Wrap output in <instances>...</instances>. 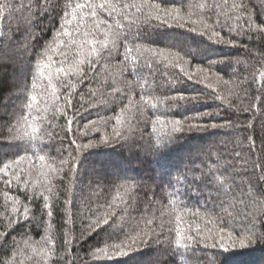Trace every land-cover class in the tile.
I'll return each instance as SVG.
<instances>
[{
    "label": "snow or ice",
    "instance_id": "obj_1",
    "mask_svg": "<svg viewBox=\"0 0 264 264\" xmlns=\"http://www.w3.org/2000/svg\"><path fill=\"white\" fill-rule=\"evenodd\" d=\"M181 2L188 5L187 9L166 6L167 0H159V2L157 0H75L69 9L62 11L61 20L52 40L37 50L36 37L30 34L33 43L25 44L23 53L13 47L14 38L10 37L5 41V32L0 31V67L13 63L18 56L28 53V70L31 73L26 82H16L11 88L14 94H23L19 111L13 113V117L8 121L9 135L17 142L15 145L17 154L7 163L0 161L3 164L0 167V180L8 186L14 181L18 187L22 185L24 191L30 194L27 197L28 202L36 204V211L39 212L37 217L32 208L22 206L19 196H13L8 192L4 194L6 211L0 216V220L4 222L3 230L0 231V264H16L17 256H24L25 253H30L27 259L33 264H77V261H80V264H107L123 257H131L136 253L144 255V249L150 246L154 237L157 243L160 242L161 232L158 229L163 230L167 224L173 223L172 217L176 224L175 238L168 240L167 243L174 244L178 249H187L195 243L203 245L204 248H219L223 252H228L230 249L235 250L237 244L240 249L248 248L257 237L258 230L259 236L264 238V155L249 162L237 152L235 159L244 161L240 167L245 169L246 175L250 172L247 190H241L239 196L237 189L241 186L236 185L234 176L240 173L229 172V168H234L235 165H229L221 171L219 161L224 158L223 156H217L213 161L215 171L210 170L204 180L195 181L204 183L208 198L215 201V208L212 210L215 218L207 219L204 228L199 225H196L195 229L191 226L187 229L181 228L180 225L184 223L183 209L174 198H168L167 203H162L158 207L146 206L137 220L131 214V210L136 205L137 184L133 178L125 177L122 182L113 184L112 192L115 194L109 198L101 200L104 190L100 188L95 208L89 205L86 214L81 212L79 236L72 235L73 224V227H69L64 233L63 254L58 255L51 226L54 201L60 198V186L65 177L69 178L73 187L75 186V177L82 167V154L85 151L101 144L128 142L139 131L140 124L148 121L153 132H156L157 127L162 130L160 134L150 139L146 148V154L151 153L153 158L159 161L164 159L171 145L176 143L177 134L232 127L230 120L223 123H203L198 119L194 122L181 119L169 120L166 112L160 111L161 108L175 107L180 101L197 103L201 97L182 92L175 95H168L165 92L163 98L151 93L146 95L147 80L144 83L127 81L126 89L114 88L110 98L102 101L114 106L112 109L114 116L111 118L114 123L110 133L102 136L99 141L88 139L87 142H78L77 139L71 138L67 147L61 144L55 149L54 158L39 155L34 161L27 154L43 151L44 148L49 147L43 144L45 138L51 141L59 135L43 127V121L48 119L49 109L53 110L52 118H55V112L60 111L49 104L45 97L59 100V90H67L64 94L63 110V116L67 118L65 135L72 133L73 119L68 116V111L72 108L76 87L74 78H78L76 82L83 83L89 74H95L102 61L114 55L120 56L121 47L123 48L121 63L126 65L131 61L134 65L140 66L142 61V67L150 75L155 68L163 65L165 68L177 69L188 81L207 83V87L212 88L213 92L217 90L214 84H223L228 86L230 95L239 98L240 93L243 92L247 96L248 89L245 87L249 84L247 79L225 80L214 73L212 71L214 65L231 62L212 59L207 53L208 50L213 49V45L236 47L238 41L233 37V33L238 37L241 30L250 41L253 39L264 41V20L257 22L254 15L248 13L243 0L240 2L232 0V3H229V0H201V2L181 0ZM33 7L46 13L49 7L48 0H35V4L31 2L24 4L21 0H0V21L8 19L20 10L31 12ZM241 20L244 21L242 28L239 23ZM152 21L158 22L156 27H179L192 33L189 38L193 40L194 47L185 49L182 41L167 32H158L157 39L151 40L150 46L141 45L138 43L141 25H151ZM232 21L236 22L235 28L232 27ZM197 37L202 39L197 40ZM197 53H200L202 59H207L208 64L202 66L201 63H196L193 71L190 69L193 67L192 61L197 59ZM235 63L239 64L241 61L237 60ZM133 71L138 72V67H134ZM258 75L262 82L259 89L261 95H258L256 101L245 109L246 112H252L254 115L264 114V72L258 70ZM212 77H215L214 82ZM256 78L257 73H253V80L255 81ZM180 82V76H172L166 80L169 88H174ZM3 83L0 80V85ZM137 87L140 89L139 94L136 91ZM162 87L164 85H157L153 81L151 91L154 92ZM92 95L96 94L92 93ZM137 95L139 99L136 98ZM215 99L224 101L228 107L232 106L225 96L217 95ZM42 102L45 104L43 109L40 107ZM117 102H119L118 109ZM149 109L153 110L151 117L148 116ZM40 112L45 115H37ZM95 123V121L89 122V124ZM251 126L249 124V127ZM49 128H52L51 124ZM89 131V125L86 124L84 129L80 130V134L86 137ZM248 141L251 152L255 147V140L249 136ZM194 170L199 171V169ZM91 171L92 174L99 176L95 167ZM252 176L255 177L254 181L251 179ZM96 183L100 185L102 180L98 179ZM168 187H172L171 180L168 181ZM9 204H11L10 210H8ZM71 204V199L65 201V207H70ZM238 204L243 207H238ZM249 208L251 211H248ZM216 209H219V212H216ZM238 216H243L245 219L244 227L240 231L229 224L230 219ZM129 221H135V226ZM70 222H72L71 214L66 225ZM28 225L42 228V234L37 232L40 239L33 240L32 231L29 229L18 232V235L24 238L17 241L13 237L9 245L8 241L12 233ZM102 233L106 235L102 236ZM93 236L100 239L90 247L86 257H79L75 246ZM196 251L193 249L190 255L194 257ZM148 255V264H153L151 257L157 254L149 252ZM155 264H160L159 260L155 261Z\"/></svg>",
    "mask_w": 264,
    "mask_h": 264
},
{
    "label": "trees",
    "instance_id": "obj_2",
    "mask_svg": "<svg viewBox=\"0 0 264 264\" xmlns=\"http://www.w3.org/2000/svg\"><path fill=\"white\" fill-rule=\"evenodd\" d=\"M22 3L29 2L35 4V0H21ZM159 2V0H157ZM201 2V0H195ZM240 2V0H236ZM75 0H48V9L41 11L33 7L31 12L20 10L13 13L8 19L0 21V31L5 32L4 40L8 41L10 37L12 45L20 53L24 52L25 44H32L30 34L36 37V49H41L46 43L52 40L55 30L58 28V23L61 20L62 11L69 9ZM232 3V0H229ZM249 14L254 15L257 22L264 20V0H243ZM166 6H178L187 9L188 5L183 4L181 0H167ZM241 28L244 21L240 22ZM157 21H152L151 25H141L140 40L138 43L148 47L150 41L157 39V33L167 32L174 36L177 40L182 41L185 49L194 47V42L191 37L193 34L187 32L183 28H165L156 27ZM232 27H236V22H231ZM227 31V29H225ZM236 47L226 45H213L212 50H208V55L212 59L230 61L231 63H220L213 66L212 71L219 74L225 80H238L246 78L249 84L245 87L248 89V94L245 96L240 93L239 98L230 95V90L226 85H215L216 91L207 87V83H194L188 81L175 68H165L163 65L158 66L153 70V74L140 66L134 65L129 61L126 65L121 63L123 48H120V56L114 55L108 60L102 61L101 66H98L95 74H89V77L83 83L76 82L78 78H74L76 87L74 89L72 108L68 111V116L73 119V131L65 135L67 128L66 117L63 116L64 110V94L66 89H60V99L54 100L51 97H45L49 104L54 105L60 111L55 112L49 109L47 113L48 119L43 121V127L49 131L59 133L51 141L45 138L43 144L49 145L43 151H38L35 154L27 153L36 161L37 156L46 155L49 158L56 157V148L61 144L68 146V141L71 138L77 139L78 142H87L88 139L99 141L100 138L112 130L114 121L111 119L114 116L113 104L102 103V101L110 98V93L114 88L126 89L127 81L134 83L148 82V87L145 88V94L159 95L163 98V93L175 95L182 92L186 95H199L200 101L197 103H186L180 101L175 107L167 109L161 108V112H166L167 119H181L189 122H194L198 119L203 123H223L226 120L232 121L231 128L209 129L205 132H192L177 134V141L171 145L166 152L164 159L157 161L151 153L146 154V148L151 138L161 133V129L157 127L156 132L152 131L151 124L148 121H143L139 126V131L135 133L132 140L128 142H120L114 144H101L96 148L85 151L82 154L83 164L75 177V186L70 183L69 178L65 180L61 187V195L58 200L54 201L53 216L51 218L52 235L55 237L57 252L63 254L64 233L69 227L74 228L73 236H79L81 231V212L87 213V208L91 205L95 208L97 193L100 188H103L101 200L109 198L115 193L112 192L114 183L122 182L125 177H131L136 181L137 187L135 190L136 205L131 210L132 216L137 220L140 214L144 212L146 206L158 207L162 203H167L168 198H174L181 205L184 215V223L181 228L187 229L196 225L201 228L205 227V221L209 218H215L212 210L215 208V201L208 198V192L204 187V183H196L202 181L209 174L210 170L215 171L213 161L217 156L224 158L219 161L220 170L223 171L229 165H235L234 168H229V172H238L235 175L236 185L241 188L237 189V195L241 190H247L249 184L250 172L245 174V169L240 165L243 160H236L235 153L239 152L244 160L251 161L258 156L264 155V114H253L246 112L245 109L250 104L256 101V97L261 95L259 89L261 81L259 80L258 70L264 72V41L257 39L249 40L247 35L241 30L237 37ZM202 38L197 37V40ZM163 46V45H159ZM31 51V49L29 50ZM55 55V54H53ZM241 61L237 64L235 61ZM201 63L202 66H207L208 60L202 59L200 53H197V59L192 61L193 67L190 70L194 71V65ZM29 54L24 53L17 57L15 62L6 64L0 67V80L4 83L0 85V161L7 163L13 160L17 154L16 141H13L8 132V121L13 117V113L18 112L22 103L23 94H14L11 90L16 82H26L31 75L28 70ZM134 67H138V72L133 71ZM186 68L188 66H185ZM54 72V69H53ZM119 73L118 75H116ZM253 73H257V78L253 80ZM172 76H180L181 82L177 83L174 88H169L166 80ZM215 81V77L211 78ZM153 81L157 85L164 87L152 92ZM139 94L140 89L136 88ZM92 93L96 95L93 96ZM222 95L231 103L228 107L224 101L217 100L215 97ZM83 97V99H81ZM139 99V95L136 97ZM126 102V101H125ZM41 109L45 107L42 102ZM116 107L118 109L119 102ZM151 109L148 110V116H152ZM208 113L209 115H201ZM39 116H44L43 112L38 113ZM90 121H95V124H89ZM49 124L52 128H49ZM89 125L88 136H82L80 130L84 126ZM249 124L252 126L249 127ZM251 136L255 140V147L251 149L248 137ZM63 137V139H61ZM24 154V153H20ZM211 154V158H209ZM75 155V153H73ZM38 162V161H37ZM3 164L0 163V167ZM27 167L26 165H22ZM95 167L99 172V176L92 174V168ZM194 169H199L195 171ZM185 177H187L185 179ZM102 180V184L98 185L96 181ZM231 179V177H230ZM251 179L254 181L255 177ZM172 181V187H168V181ZM179 181V182H177ZM8 192L13 196H19L21 204L33 209L35 215L39 217V212L36 211V204L28 202L29 193L25 192L22 185L17 186L15 181L11 186L5 185L0 180V216L6 209L4 207V194ZM71 199L70 207H65V201ZM250 203V202H249ZM238 207H243L239 205ZM11 204L8 205L10 210ZM251 211V208L248 209ZM219 212V209H216ZM69 214L72 215V222L66 225ZM47 220V218H46ZM173 223L167 224L159 236V243L156 238L150 242V246L144 249V255L140 253L133 254L131 257H123L119 260L107 262V264H148L149 252L156 253V256L151 257L153 264L159 260L160 264H264V238L258 235L254 238L252 244L246 249H240L236 245L235 250L223 252L219 248H204L200 244H191L189 248H176L174 244L169 245L168 240H174V231L176 224L174 217ZM3 220H0V231L3 230ZM132 226H135V221H129ZM35 224V222H34ZM229 224L232 228L240 231L245 224L243 216H238L235 219H230ZM31 229L33 240H39L37 235L39 231L42 234V228H37L34 225H28L23 229H18L12 233L9 238L11 245L12 238L21 241L24 237L18 235V232H25ZM171 229V231H170ZM126 230H128L126 228ZM106 235V233L101 234ZM100 237H90L86 241L75 246L79 257H86L87 252L97 243ZM193 249H196L195 256H191ZM71 251V250H70ZM30 253H25L24 256H17L16 264H33L27 257ZM197 257L203 259L197 260ZM80 264V261H77Z\"/></svg>",
    "mask_w": 264,
    "mask_h": 264
}]
</instances>
